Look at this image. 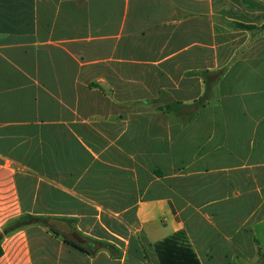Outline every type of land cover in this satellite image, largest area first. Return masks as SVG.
Listing matches in <instances>:
<instances>
[{
    "label": "crops",
    "instance_id": "crops-1",
    "mask_svg": "<svg viewBox=\"0 0 264 264\" xmlns=\"http://www.w3.org/2000/svg\"><path fill=\"white\" fill-rule=\"evenodd\" d=\"M160 91L211 100L170 122ZM24 215L113 249L33 224L0 264H159L181 229L201 264L264 260V0H0V232Z\"/></svg>",
    "mask_w": 264,
    "mask_h": 264
},
{
    "label": "trees",
    "instance_id": "trees-1",
    "mask_svg": "<svg viewBox=\"0 0 264 264\" xmlns=\"http://www.w3.org/2000/svg\"><path fill=\"white\" fill-rule=\"evenodd\" d=\"M240 28L249 29L251 27L240 25ZM208 74V71L199 73V76L203 77L205 83V77ZM210 100V95L207 94V91L205 92V95L201 96L199 99L191 103L176 101L170 95H167L166 92L160 91L159 98L153 102L161 104L160 109L168 115L167 121L169 120L170 122H180L183 124H188L196 117L199 109L209 103ZM150 103H152V101H145V104ZM50 219L51 218L24 215L9 223V225H7L3 229V232H0V258L4 253L2 248L4 235L10 234L11 232L33 224H45L55 235L63 236L64 242L66 244L86 253L87 255H93L95 252L103 248L113 249V246L98 241H93V249L87 248L84 245H80L79 243L75 242L69 235L60 232L54 226L50 225ZM153 248L158 258L159 264H201L196 252L191 245L187 233L183 229L158 242H155L153 244ZM234 264L244 263L237 261ZM257 264H264V260H262L261 258V260L258 261Z\"/></svg>",
    "mask_w": 264,
    "mask_h": 264
},
{
    "label": "water",
    "instance_id": "water-1",
    "mask_svg": "<svg viewBox=\"0 0 264 264\" xmlns=\"http://www.w3.org/2000/svg\"><path fill=\"white\" fill-rule=\"evenodd\" d=\"M50 224L62 233L69 235L75 242L85 244V239L79 233L73 231L67 223L60 220H51Z\"/></svg>",
    "mask_w": 264,
    "mask_h": 264
},
{
    "label": "rangeland",
    "instance_id": "rangeland-1",
    "mask_svg": "<svg viewBox=\"0 0 264 264\" xmlns=\"http://www.w3.org/2000/svg\"><path fill=\"white\" fill-rule=\"evenodd\" d=\"M165 216V215H163ZM157 228L159 227L161 234L158 235V238H163L164 236H167V234L170 232L169 228L167 226H164L161 224V222H158Z\"/></svg>",
    "mask_w": 264,
    "mask_h": 264
}]
</instances>
